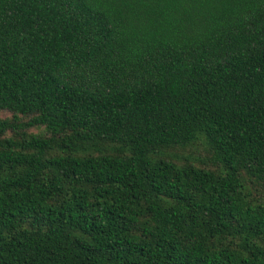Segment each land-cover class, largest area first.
Wrapping results in <instances>:
<instances>
[{
  "label": "trees",
  "instance_id": "16d2710c",
  "mask_svg": "<svg viewBox=\"0 0 264 264\" xmlns=\"http://www.w3.org/2000/svg\"><path fill=\"white\" fill-rule=\"evenodd\" d=\"M0 264H264V0H0Z\"/></svg>",
  "mask_w": 264,
  "mask_h": 264
}]
</instances>
